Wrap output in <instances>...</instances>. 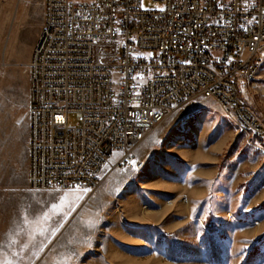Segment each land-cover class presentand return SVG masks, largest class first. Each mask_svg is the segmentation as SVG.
Returning a JSON list of instances; mask_svg holds the SVG:
<instances>
[{"label":"rangeland","instance_id":"374dc122","mask_svg":"<svg viewBox=\"0 0 264 264\" xmlns=\"http://www.w3.org/2000/svg\"><path fill=\"white\" fill-rule=\"evenodd\" d=\"M42 22L41 0H0V264H264V140L214 99L159 126L137 150L144 170H107L95 191L29 188L26 70ZM260 81L242 96L264 125V68Z\"/></svg>","mask_w":264,"mask_h":264},{"label":"built area","instance_id":"2783aa9c","mask_svg":"<svg viewBox=\"0 0 264 264\" xmlns=\"http://www.w3.org/2000/svg\"><path fill=\"white\" fill-rule=\"evenodd\" d=\"M149 1L158 7L41 0L26 70L31 190L95 191L107 170H144L137 150L196 99H214L241 132L264 140L242 96L261 82L264 0Z\"/></svg>","mask_w":264,"mask_h":264},{"label":"crops","instance_id":"0c3cea01","mask_svg":"<svg viewBox=\"0 0 264 264\" xmlns=\"http://www.w3.org/2000/svg\"><path fill=\"white\" fill-rule=\"evenodd\" d=\"M33 47H34V45H30V48H29L30 55H29V58H28V62L30 60V56H31ZM28 86H29V82L27 81V95H28ZM28 143H29V117H28ZM27 152H28V146H27ZM263 200H264V196H263Z\"/></svg>","mask_w":264,"mask_h":264},{"label":"snow or ice","instance_id":"6c2138e0","mask_svg":"<svg viewBox=\"0 0 264 264\" xmlns=\"http://www.w3.org/2000/svg\"><path fill=\"white\" fill-rule=\"evenodd\" d=\"M161 11H163L164 9H160ZM57 119H60L59 117Z\"/></svg>","mask_w":264,"mask_h":264}]
</instances>
